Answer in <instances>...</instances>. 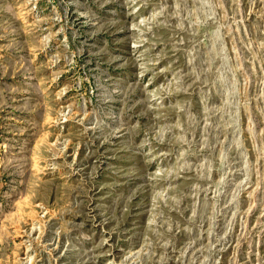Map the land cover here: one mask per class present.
I'll list each match as a JSON object with an SVG mask.
<instances>
[{"label": "rangeland", "instance_id": "374dc122", "mask_svg": "<svg viewBox=\"0 0 264 264\" xmlns=\"http://www.w3.org/2000/svg\"><path fill=\"white\" fill-rule=\"evenodd\" d=\"M0 264H264V0H0Z\"/></svg>", "mask_w": 264, "mask_h": 264}]
</instances>
